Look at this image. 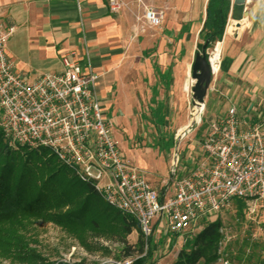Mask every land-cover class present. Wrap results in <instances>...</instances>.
<instances>
[{"label":"built area","instance_id":"2783aa9c","mask_svg":"<svg viewBox=\"0 0 264 264\" xmlns=\"http://www.w3.org/2000/svg\"><path fill=\"white\" fill-rule=\"evenodd\" d=\"M167 1L106 3L111 14L128 10L138 29H143L162 24ZM13 30L0 17V128L9 146L51 151L80 181L92 184L108 205L137 221L145 241L155 226L164 235L192 238L234 199L253 210L264 207V121L252 123L235 105L222 117L206 121V100L192 98L187 124L175 132L166 181L169 189L160 192L145 171L121 153L112 122L102 114L97 99L98 75L65 53L62 71L27 80L16 71L6 50ZM223 37L206 53L209 88L219 82ZM193 84L190 78L189 86ZM200 125L204 127L201 138L187 153L194 161L189 168L182 162L186 154L181 152V143Z\"/></svg>","mask_w":264,"mask_h":264},{"label":"crops","instance_id":"0c3cea01","mask_svg":"<svg viewBox=\"0 0 264 264\" xmlns=\"http://www.w3.org/2000/svg\"><path fill=\"white\" fill-rule=\"evenodd\" d=\"M242 3L240 18L230 10L227 22L242 17L248 21L236 34H224L219 82L207 91L206 117L220 118L235 105L244 118L261 123L264 0ZM206 4L207 0H168L162 24L143 29L128 10L111 14L106 0H0V17L14 27L6 50L27 80L62 71L65 53L98 75L97 99L112 122L121 153L165 192L172 146L167 152L149 146L165 143L169 135L174 141L175 132L187 124L189 79ZM167 128L175 131L161 130ZM187 153L182 162L191 168L194 161Z\"/></svg>","mask_w":264,"mask_h":264},{"label":"trees","instance_id":"16d2710c","mask_svg":"<svg viewBox=\"0 0 264 264\" xmlns=\"http://www.w3.org/2000/svg\"><path fill=\"white\" fill-rule=\"evenodd\" d=\"M230 10L240 18L243 3L207 0L198 51L207 43V53L211 44L223 37ZM93 195L100 196L92 184L80 181L51 151L13 148L0 128V249L15 248L28 258H39L27 247L21 233L27 224L41 220L57 225L88 249L86 238L112 237L121 245L115 262L129 258V264H160L153 259L150 238L143 239L137 221L119 210L111 212L97 204L91 198ZM233 201L243 203L241 199ZM221 228L220 219L210 220L195 235L192 246L183 245L175 261L167 264H213L219 258ZM133 230L139 237L136 243L129 244L127 236Z\"/></svg>","mask_w":264,"mask_h":264},{"label":"rangeland","instance_id":"374dc122","mask_svg":"<svg viewBox=\"0 0 264 264\" xmlns=\"http://www.w3.org/2000/svg\"><path fill=\"white\" fill-rule=\"evenodd\" d=\"M247 3L244 0V4L246 5ZM242 19L236 21L240 22ZM234 22H227L225 28H231ZM205 100L206 106L203 118L208 121L206 110L208 109L209 98L207 100V95ZM107 116H111L110 109L107 110ZM201 126L198 129L192 128L189 133L190 139L186 138L182 141V154L194 150L193 142L196 140L194 145H197L204 129ZM161 130H165L166 133L175 131L173 128ZM150 131L154 133L155 129L151 127ZM165 139V143L154 145V147L149 146L150 149L156 150L160 147L165 152L171 146H174L175 141L172 140V136L169 135ZM91 198L94 202L106 207L111 212L116 210L108 205L100 196L93 195ZM216 218L220 219L222 223L221 232L223 238L218 250L219 258L213 264H264V207H258L253 210L252 206H248L244 201L243 203L232 201L225 209L216 213L211 220ZM21 235L27 247L38 255L39 258H28L24 254L18 253L15 248L10 251L3 250L2 248L0 249V264L115 263V255H117L121 247L120 243L112 237L100 236L86 238L90 246V249H88L78 238L70 235L57 225L41 220L27 224L26 229ZM138 237V232L133 230L127 236V241L129 244H134L137 242ZM194 237L195 235L191 238L186 234L164 235L162 234V228L155 226L153 234L149 237L153 246V259L160 264L174 262L180 248L183 245L191 247ZM129 260V258H126L124 261Z\"/></svg>","mask_w":264,"mask_h":264},{"label":"water","instance_id":"95a60500","mask_svg":"<svg viewBox=\"0 0 264 264\" xmlns=\"http://www.w3.org/2000/svg\"><path fill=\"white\" fill-rule=\"evenodd\" d=\"M234 2L241 3L244 0H233ZM240 22L235 21L230 29L232 35L238 32ZM207 43H204L201 50L195 54L193 66H192V79L194 84L192 86V98L198 102H203L207 95V91L210 83V70L206 60V49Z\"/></svg>","mask_w":264,"mask_h":264},{"label":"bare ground","instance_id":"6f19581e","mask_svg":"<svg viewBox=\"0 0 264 264\" xmlns=\"http://www.w3.org/2000/svg\"><path fill=\"white\" fill-rule=\"evenodd\" d=\"M247 21H248L247 17L243 18V19L240 21V24H241L242 26L239 27L238 30H241L242 27L246 25ZM230 29H231L230 27L227 29V32H228V33H230ZM227 32H226V33H227Z\"/></svg>","mask_w":264,"mask_h":264}]
</instances>
